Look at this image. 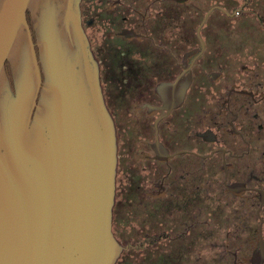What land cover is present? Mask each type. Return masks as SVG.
I'll return each mask as SVG.
<instances>
[{
	"label": "flooded vegetation",
	"instance_id": "obj_1",
	"mask_svg": "<svg viewBox=\"0 0 264 264\" xmlns=\"http://www.w3.org/2000/svg\"><path fill=\"white\" fill-rule=\"evenodd\" d=\"M40 1L25 10L33 40ZM80 10L116 130V263L264 264V0Z\"/></svg>",
	"mask_w": 264,
	"mask_h": 264
},
{
	"label": "water",
	"instance_id": "obj_2",
	"mask_svg": "<svg viewBox=\"0 0 264 264\" xmlns=\"http://www.w3.org/2000/svg\"><path fill=\"white\" fill-rule=\"evenodd\" d=\"M28 3L0 8V72L16 49L0 98V264H115L116 130L81 0L38 2L34 40Z\"/></svg>",
	"mask_w": 264,
	"mask_h": 264
},
{
	"label": "rangeland",
	"instance_id": "obj_3",
	"mask_svg": "<svg viewBox=\"0 0 264 264\" xmlns=\"http://www.w3.org/2000/svg\"><path fill=\"white\" fill-rule=\"evenodd\" d=\"M125 258H126V256L123 257V260L120 259L116 264H119L120 262H123L125 260ZM126 264H128V263H126Z\"/></svg>",
	"mask_w": 264,
	"mask_h": 264
}]
</instances>
